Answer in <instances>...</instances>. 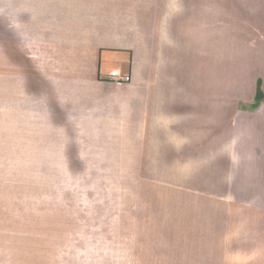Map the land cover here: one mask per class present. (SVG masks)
<instances>
[{
	"label": "rangeland",
	"instance_id": "1",
	"mask_svg": "<svg viewBox=\"0 0 264 264\" xmlns=\"http://www.w3.org/2000/svg\"><path fill=\"white\" fill-rule=\"evenodd\" d=\"M243 1L251 2V8L258 5V0ZM46 2L45 5L44 0H0V41L3 40L1 37L5 27V3L15 7L21 5L25 10L24 18L32 11L33 15L34 11H38L39 15L46 17L39 21V25L49 28L53 26L54 30L61 32L63 24L59 15L56 16L59 22L56 19L51 22L47 16L52 11L48 5L52 6L55 0ZM60 2L61 0L59 4ZM124 2L136 4V0ZM220 2L228 10L231 6L236 8L240 3L238 0ZM260 11L258 9L253 13L255 19L252 16V23L255 24L257 16H262ZM225 14L229 21L232 20L233 14ZM220 15L222 16L223 12H220ZM222 18H219L224 27H219L220 39H223L220 43V48L223 46L221 52L228 53L233 50L243 55H256L255 58L247 57V61L252 64L251 68L240 69L242 71L238 70L239 72L223 69L217 72L211 69L214 70L212 76L207 74L211 71L209 68L204 69L206 72L199 75V80L203 81L200 87L202 91H195L193 94L187 91L185 96L195 97L177 103L179 108H175L184 111L190 121L194 118L195 110L199 109L191 100H199L200 98L196 97L202 96L206 88H219V110L220 114H225L220 116L223 121L220 120L217 127L218 138L203 139L204 142H200L198 138L188 140L193 148L194 145H198L197 148L203 147L199 150L202 154L196 155V158L204 157L202 162L211 164L208 170H195L196 167L184 172L178 170V159H186V153L192 152L191 150L185 151V154L159 156V161L164 157H171V163L178 167L174 170L133 169L134 166L141 167L140 163L145 162L147 157L126 158L125 155H120L116 148L110 147L114 142L111 140L71 137L76 132L81 136L82 131V136H86L88 132L84 130L88 129H78L76 125L73 132L74 125L56 114L54 104L50 100L43 99L44 92L40 90L43 83L37 82V74L29 68L13 69V64L9 69L8 61L1 54L2 51L0 52V106L3 105L4 109L0 116L2 119L7 117V104L10 103L11 117V132L5 134L7 137L8 134L11 135V163L4 164V158L2 155L0 157V214L4 216L0 221L5 224L15 222L12 215L16 216L20 212V221L26 225L25 231L30 236L34 235V228L39 225L58 227L59 230L53 232L54 234L51 229L42 230L43 241L37 242L42 247L40 251L44 260H53L48 264H97L104 261L105 264L215 263L226 251L223 250V245L228 249L229 245H235L233 238L242 233V224L223 219L215 220L203 228L205 224L201 216L205 217L207 212L222 211L221 209L241 215L257 216V212L264 213V100L257 102L258 106L254 105L258 78L262 79L264 91L263 43H256L253 38L249 46H245L244 40H240L241 38L233 32L229 21L225 20V17ZM5 21L8 26L7 19ZM28 29L34 31L31 27ZM252 36L255 37L253 34ZM255 51H258L259 55ZM11 60L15 61L14 58ZM202 61L209 62V59L202 57ZM8 82L11 84L10 90ZM165 95L169 112L172 110V104L168 94ZM160 100L164 101L162 98L158 101ZM225 103L229 107L234 105L230 114L224 112ZM24 106L26 110L20 109ZM202 109L203 107L201 113ZM137 117L134 115L131 119L137 120ZM19 118L22 120L18 121ZM138 123L131 127V135L138 133ZM0 128L2 129L1 118ZM182 128L184 131L185 127ZM195 130L200 131L201 128L198 126ZM204 131L209 133L212 129L205 128ZM156 133V138H160V145L168 144V140L164 139L160 131ZM163 134L165 136L166 133ZM130 139L133 138L123 140V146L127 145ZM151 158V163H160L157 159L153 161V156ZM164 176L170 181H163ZM180 178L182 183H178ZM221 195L234 198H220ZM230 200L231 204L228 205ZM195 210L204 213L197 218L184 214L179 218V222L172 221L175 222L174 226L169 224L171 221L158 225L159 219L149 217L154 212L185 213ZM7 216L10 218H5ZM71 227L75 229L72 230ZM84 227L109 229L105 234L93 231L91 234H85ZM162 229L168 230L171 235L174 229L177 230V242L172 240L167 232L163 233ZM100 240L107 246L100 248L105 251L107 257L94 256L98 253ZM169 242L170 246L165 247L169 252L155 251L160 245L166 246ZM187 244H190L189 248L192 249H188ZM204 245L218 247L212 252V249ZM28 247V253H31L33 244L31 247L28 244ZM232 262L227 261L228 264Z\"/></svg>",
	"mask_w": 264,
	"mask_h": 264
},
{
	"label": "crops",
	"instance_id": "2",
	"mask_svg": "<svg viewBox=\"0 0 264 264\" xmlns=\"http://www.w3.org/2000/svg\"><path fill=\"white\" fill-rule=\"evenodd\" d=\"M238 1L240 3L236 8L231 6L228 10L220 0H136L135 5H130L124 0H61L60 4L59 0H55L52 6L48 5L52 11L47 16L51 22L54 19L59 22L56 17L59 15L63 24L61 32L54 30L53 26L49 28L39 25V21L46 17L39 15L38 11H34V15L32 11L24 18L25 10L20 7L21 5L15 7L5 3L3 18L7 19L8 26L4 19L6 28L3 29L0 52L2 51L1 54L8 61L9 69L13 64V69L29 68L37 74V82L43 83L40 89L44 92L43 99L50 100L54 104L56 114L74 125L73 132L76 125L78 129H88L84 130L88 132V136H82V131L81 136L76 132L71 137L111 140L114 142L110 147L116 148L120 155L123 154L126 158L147 157L145 162L140 163L141 167L134 166L133 169L174 170L178 167L171 163L172 160H169L171 157H164L159 161V156L185 154V151L191 150L192 152L186 153V159H178L180 161L178 170L184 172L194 170V167L195 170H208L211 164L202 162L203 156L202 159L196 158V155L202 154L199 150L203 147L197 148L196 144L195 149L188 140L198 138L202 142L203 139L218 138L217 127L220 120L223 121L220 116L225 114H220L219 110V88L216 87L215 90L206 88L202 96L196 97L200 98L199 100H191L199 109L195 110L194 118L190 121L187 120L184 111L175 108H179L176 106L177 103L195 97L185 96L187 91L191 94L202 91L200 87L203 81L199 80V75L206 72L204 69L242 71L240 69L251 68L252 64L247 61V57L255 58L256 55L251 53L243 55L233 50L228 53L221 52L223 46L220 48V43L223 39H220L219 27H224L219 18L225 17L224 19L229 21L226 12L233 14L228 24L241 38L240 40H244L245 46H249L254 38L256 43L262 42L264 48V0L262 2L258 0V5L254 4L256 7L253 8L249 1ZM46 3L44 0L45 5ZM258 9L261 10L262 16H257L254 24L251 21L252 16H255L253 13ZM220 12H223L222 16ZM29 27L34 31L29 30ZM255 52L259 55L258 51ZM202 57L208 58L209 62L204 63ZM213 71H208L207 74L212 76ZM113 72L129 74L131 81L119 85L111 79ZM8 84L10 90L11 84L9 82ZM178 93H180L178 97H175ZM165 94H168L172 104V110L169 112ZM160 98L164 101H158ZM196 101L199 103H195ZM25 106L20 109L26 110ZM7 107V117L2 119L0 116L2 125L0 157L2 155L4 164L9 165L11 135L8 134L7 137L5 134L11 132L10 103ZM224 107L227 114L233 112V104L229 107L225 103ZM3 110L1 105L0 112ZM134 115L138 116L137 120L131 119ZM21 120L22 118L18 119ZM136 122L140 124L138 123V133L134 136L130 134V129ZM198 126L201 128L200 131L195 130ZM182 127H185L184 131ZM205 128L212 131L205 133ZM159 131L164 139L168 140V144H159L160 138L157 139L155 136ZM163 133H166L165 136ZM128 138L133 139L123 146L121 142ZM151 156L153 161L157 159L160 163H151ZM9 170L8 167L7 171ZM167 180L164 176L163 181ZM182 182L180 178L178 183ZM231 200L227 202L228 205L231 204ZM221 210H212L207 212L205 217L201 216L205 224L203 228L215 220L231 219L232 222L234 220V224L235 221L242 224L243 231L233 238L234 246L229 245L228 249L223 245V250L226 251L215 263L209 261V264H228L227 261H233L231 264H264V213L257 212V216L255 214L253 216L241 215L228 209ZM203 213L196 210L185 213L162 211L154 212L149 217L159 219L158 225H165L171 221L169 224L174 226L184 214L197 218ZM19 214L12 215L15 222L5 224L0 221V264L51 263L53 260L50 258L44 260L40 251L42 247L37 242L43 241L42 230L51 229L53 233L59 228L39 225L34 228V235L30 236L25 231L26 225L20 221L22 216ZM1 218L4 216L0 214ZM108 229L84 227L83 231L85 234L93 232L105 234L108 233L105 232ZM176 231L174 229L171 235L168 230L162 229L163 233L167 232L172 240L177 242ZM28 244L30 247L32 244L34 246L30 249L31 253H28ZM99 245L98 253L94 256L107 257L105 251L100 250L101 247L107 246L102 240L99 241ZM187 245L188 249H192L189 248L190 244ZM169 246L170 242L166 246L160 245L155 251L169 252L165 248ZM204 247L212 249L213 252L218 246ZM97 264H105V261Z\"/></svg>",
	"mask_w": 264,
	"mask_h": 264
},
{
	"label": "built area",
	"instance_id": "3",
	"mask_svg": "<svg viewBox=\"0 0 264 264\" xmlns=\"http://www.w3.org/2000/svg\"><path fill=\"white\" fill-rule=\"evenodd\" d=\"M111 79H113V81H115L117 84L122 85L131 81V75H121L119 73L113 72L111 74Z\"/></svg>",
	"mask_w": 264,
	"mask_h": 264
},
{
	"label": "trees",
	"instance_id": "4",
	"mask_svg": "<svg viewBox=\"0 0 264 264\" xmlns=\"http://www.w3.org/2000/svg\"><path fill=\"white\" fill-rule=\"evenodd\" d=\"M262 79L258 78L257 79V85H256V94H255V100L256 102L254 103L255 106L257 102H261L262 100H264V91L262 89Z\"/></svg>",
	"mask_w": 264,
	"mask_h": 264
}]
</instances>
